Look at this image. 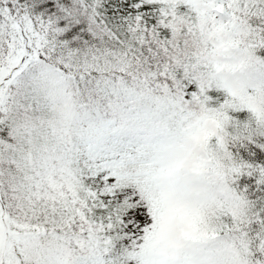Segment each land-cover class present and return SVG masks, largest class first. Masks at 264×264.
Segmentation results:
<instances>
[{"label": "snow or ice", "instance_id": "obj_1", "mask_svg": "<svg viewBox=\"0 0 264 264\" xmlns=\"http://www.w3.org/2000/svg\"><path fill=\"white\" fill-rule=\"evenodd\" d=\"M0 264H264V0H0Z\"/></svg>", "mask_w": 264, "mask_h": 264}]
</instances>
